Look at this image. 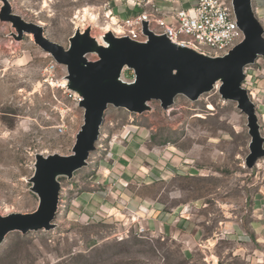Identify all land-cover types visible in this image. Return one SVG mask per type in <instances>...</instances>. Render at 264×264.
<instances>
[{"label": "rangeland", "instance_id": "1", "mask_svg": "<svg viewBox=\"0 0 264 264\" xmlns=\"http://www.w3.org/2000/svg\"><path fill=\"white\" fill-rule=\"evenodd\" d=\"M8 2L14 15L41 26L45 37L66 50L77 33L88 32L101 43L109 30L104 12L108 0ZM4 8L0 0V16ZM86 58L97 61L99 56L94 52ZM52 60L36 45L33 36L19 39L14 25L0 18V199L10 206L2 211L4 215L32 213L36 209L38 200L30 191L28 180L21 176L27 175V167L37 154L71 155L84 124L83 109L76 98L70 97L81 95L69 88L65 66L57 64L49 72ZM65 80L68 83L64 84ZM121 80L131 83L133 70L125 69ZM218 83L198 101L179 96L168 110L158 101L148 103L143 113L110 106L99 143L102 148L91 155L90 166L72 178H59L62 190L56 227L27 235L10 234L0 245V264H247L233 256L239 248L237 243L220 241L209 254L194 238L196 224L180 226L178 218L174 219V211L181 203L205 198L213 206L216 201L228 200L240 204L242 192H250L258 184L264 186V164L260 175L257 167L250 170L246 166L251 142L247 118L236 103L222 98V82ZM62 122L66 132L58 135L54 127ZM132 125L142 131L138 143L160 155L163 161L160 167L165 168L158 174L157 166L147 165L151 167L149 177H139L137 182L144 185L153 180L155 186H142L138 190L136 185H130L126 190L130 192L133 187L134 192L154 199L153 205L159 204L170 214L172 218L164 228L157 224L150 227L146 213L126 202V196L122 202L107 195L110 204L121 205L118 210L109 207L107 211L100 208L94 213L80 211L85 194L109 193L107 187L93 184L100 175V160L105 156L104 150L110 151L112 141H120L123 127ZM122 144L129 145L126 141ZM175 151L185 155L182 168L173 166ZM262 162L264 159L259 163ZM191 175L195 177L193 180ZM202 226L199 238L208 239L215 234L216 224ZM141 227L149 229L148 234L138 235Z\"/></svg>", "mask_w": 264, "mask_h": 264}, {"label": "water", "instance_id": "2", "mask_svg": "<svg viewBox=\"0 0 264 264\" xmlns=\"http://www.w3.org/2000/svg\"><path fill=\"white\" fill-rule=\"evenodd\" d=\"M1 1L5 8L0 18L14 25L18 38L33 36L36 45L51 55L58 65L67 68L69 88L84 98L80 104L84 124L77 134L71 155H36L30 183L31 191L39 198V206L33 213L0 216V245L12 233L27 235L56 227L62 190L59 178H72L88 166L91 155L97 151L110 106L143 113L148 109V103L158 101L164 110H168L179 96L198 101L222 82L220 95L224 100L236 103L248 121L251 142L247 168L255 169L264 159V134L257 107L248 91L242 88L246 79L245 68L259 58L264 59V25L254 13L253 0H233L245 40L228 56L216 59L177 47L166 37L148 33L147 26L145 32L150 37L147 44L127 38L117 39L109 33L105 38L110 47H97L95 38L86 32L83 35L77 33L66 50L45 37L41 26L14 15L8 0ZM94 52L99 59L89 61L86 56ZM125 68L134 71L136 79L133 84L121 80Z\"/></svg>", "mask_w": 264, "mask_h": 264}, {"label": "crops", "instance_id": "3", "mask_svg": "<svg viewBox=\"0 0 264 264\" xmlns=\"http://www.w3.org/2000/svg\"><path fill=\"white\" fill-rule=\"evenodd\" d=\"M193 2L194 0H173V3H165L163 5L166 7L171 6L175 10H180L191 6ZM253 5L258 9L260 21L263 22L264 0H253ZM261 78L262 77L259 78L258 83L259 90L254 93V100L257 104V113L260 124L264 129V80ZM59 125H56L54 129L58 135H63L66 131L64 130L63 133H59ZM142 135V131H140L138 127L133 125L126 126V128H123V131L119 136L120 141L117 142L114 140L116 144L113 141L110 143V151L109 149L104 151L105 156L100 160L99 167V173L105 174L103 175L104 178H101V182L103 183L102 186L107 187L109 193L94 191L85 194L81 198L83 202L81 203V206L84 207L81 208L80 211L94 213L100 208L107 211L109 207L110 210H118L117 207L121 205L119 204L116 207V205L113 206L110 204L106 199L107 195H109V198H116L115 200L120 199L122 202H125L126 196V202H131L135 209H140L144 214L146 213L148 216V225L150 227H153L156 224L159 228L166 227L167 221L172 218V216L165 213L164 209L161 208L159 204H156L158 206L153 205L155 203L154 199L143 196L139 192H134L133 187V190H130V192L126 190L130 185H136L138 190L142 186L146 188H152L155 186L153 180L150 183L144 182V185H139V182H137L139 177H149L148 171L151 167H148L147 165L151 164L155 167L157 166L158 174H162V171L165 168L164 166L160 167V164L163 163L160 155H155L153 152L146 150L142 144L140 145V143H138ZM123 141H126L129 145L123 146ZM174 155L175 165L173 166L177 169L182 168L183 163L186 162L183 160L185 156L184 153L182 151H175ZM150 159H152V161ZM33 162H35V158L31 161V165L27 167V175L21 176V179L25 181L28 180L30 191V179L35 171ZM263 164L264 162L258 163L257 165L259 175L261 174L260 171L261 167L263 168ZM199 177L203 179L209 178L208 175H199ZM191 178V180H193V178H195L194 175H191ZM255 188L256 189H252L250 192H242L244 198L243 202L240 204H233L228 200L227 202L216 201L213 206L208 203L205 198H196L189 204L181 203L174 211V219L178 218V221L181 222L180 226H182V224H190V226L194 227L196 224L195 229L197 230L194 238L201 244L200 246L204 250L209 252V254L212 253L211 250L218 242L228 241L237 243L239 246L237 251L233 252L234 257L242 262L246 261L247 264H264V186L258 184ZM125 192L126 194H124ZM34 196H36L38 203L33 212H35L39 206V198L36 194H34ZM211 205L217 210L218 217L213 213L214 211ZM7 207L10 206H7L4 199L1 198L0 216H6L2 214V211L6 210ZM10 213L12 214V212H8L7 214ZM17 213L29 214L21 212ZM211 223L217 225L215 234L208 239L199 238L197 235L199 232H202L199 231L200 228L203 227L202 225L208 226ZM197 225H200V228ZM246 248L249 249L248 254H246Z\"/></svg>", "mask_w": 264, "mask_h": 264}, {"label": "built area", "instance_id": "4", "mask_svg": "<svg viewBox=\"0 0 264 264\" xmlns=\"http://www.w3.org/2000/svg\"><path fill=\"white\" fill-rule=\"evenodd\" d=\"M165 3L171 4L173 0H108L104 7L105 17L116 28L106 34L111 33L117 39L127 38L139 44H147L150 41L148 33H151L157 37H166L177 47L190 49L213 59L228 56L245 40V34L238 25L233 0H194L191 6L180 10L166 7L163 5ZM253 10L260 20L258 9L254 5ZM145 26L148 33L145 32ZM260 60L261 58L245 68L246 79L242 84V88L248 91L256 107L254 93L259 90L258 79L262 77L264 80V62L260 63ZM56 67V61L52 60L48 66L49 72H53ZM135 79L133 71V80L129 84H133ZM70 97L76 98L78 106L84 100L82 96L74 94ZM105 122L106 117L103 126ZM103 126L99 143L104 136ZM65 128L62 122L58 126L59 133H63ZM99 143L97 151L102 148ZM90 160L88 166L91 164ZM33 165L35 167V162ZM103 175L105 174L97 175L93 184L102 186ZM139 232L138 235L148 234L149 229L141 227Z\"/></svg>", "mask_w": 264, "mask_h": 264}, {"label": "bare ground", "instance_id": "5", "mask_svg": "<svg viewBox=\"0 0 264 264\" xmlns=\"http://www.w3.org/2000/svg\"><path fill=\"white\" fill-rule=\"evenodd\" d=\"M113 21H115V20H113ZM113 28H114L113 27V23L112 22H109V30H108V32H111ZM95 41H96V46L97 47H107V48L110 47L109 43L106 41L105 36H102V42H101L104 45H102L101 43L97 42V39H95ZM125 69H127V68H125ZM65 83H68L67 80H65L64 84ZM219 83H221V82H219ZM209 109H213V107L212 106H209Z\"/></svg>", "mask_w": 264, "mask_h": 264}]
</instances>
